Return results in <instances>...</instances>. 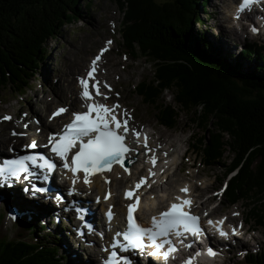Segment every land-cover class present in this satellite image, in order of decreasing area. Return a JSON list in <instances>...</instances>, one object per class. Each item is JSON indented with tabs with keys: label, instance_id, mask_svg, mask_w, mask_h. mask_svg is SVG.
<instances>
[{
	"label": "trees",
	"instance_id": "trees-1",
	"mask_svg": "<svg viewBox=\"0 0 264 264\" xmlns=\"http://www.w3.org/2000/svg\"><path fill=\"white\" fill-rule=\"evenodd\" d=\"M81 1L0 0V87L18 94L28 90L47 41L80 19ZM200 1L115 0L122 14L121 46L152 66V79L134 92L156 108L157 123L172 127L180 112L191 115L203 136L190 146L205 168L221 165L229 154L223 176L235 174L223 202L245 204V221L261 227L264 236V45L249 44L235 57L222 58L203 33H194L206 5L202 0L199 7ZM165 91L173 93V105L163 101ZM35 230L40 236L34 241L2 240L0 264H63L58 240L51 236L48 242ZM244 264H264V248L247 255Z\"/></svg>",
	"mask_w": 264,
	"mask_h": 264
},
{
	"label": "rangeland",
	"instance_id": "rangeland-1",
	"mask_svg": "<svg viewBox=\"0 0 264 264\" xmlns=\"http://www.w3.org/2000/svg\"><path fill=\"white\" fill-rule=\"evenodd\" d=\"M201 1L198 4L199 7L202 6ZM237 1L238 0H205V9L200 7L198 11L199 17L194 22V33H203L206 39L217 49L220 56L226 59L229 55L235 57L241 49L249 44L256 43L264 45V31L262 28L259 30L256 22L253 20L251 21L252 26L258 30V34H254L246 28L236 30L232 25L229 27L228 21L231 20L233 7H235ZM78 15L80 19L65 25L55 37L47 41L45 57L37 73L31 78L28 90L18 94L13 93L8 87H0V116H4L5 114H11L13 116V120L9 122V124L0 126V136H10V130L15 128L18 124L19 120L17 119H22L25 117V114L28 116L25 118L26 122L31 124L32 119L34 120L37 117L40 118L41 115L46 116V113L55 105H64L65 103H63V101L54 103L44 112H41V105L39 102L46 98L49 100L53 98L57 86L65 90V96H69L67 89L68 83L70 81L74 83L77 73L82 75L85 70H81V72H72L66 63H70L71 61L74 62L81 57L90 62L91 58L102 48H109L110 52L106 53L101 61L105 65V67L102 65L101 74L104 82L113 90L112 95L114 102H117L123 108V111L127 112L128 115L132 117L130 120L132 127L138 130L143 128L153 134L152 144H155L154 146L160 145L164 150L166 149V152H168V143L171 142V144L175 146L172 152L169 151L175 163H168V166H170L169 171H174L173 175L170 173V177L166 183L163 179L158 181H160L164 187H166L167 184H172V192H176L179 186L187 183L193 188V195L197 202L196 205L198 207L200 206V209H204L201 204L209 199L208 201L213 202L205 207V209L207 211L212 210L213 217L218 218L224 216L237 225L242 224L248 211L245 204L238 202L232 206H226L223 202V193H220L222 191L221 186L223 182L228 181V178L226 179L223 176L225 167H221V165L224 164V161L228 162L229 154H224L223 160L220 163L221 165L205 168L201 163L200 156H197L190 146L194 139L203 136V134L197 130L196 126L191 123L190 119L192 116L180 112L179 119L175 122V126L162 127L156 121V108L153 105H145L136 92H134V86L138 85L143 80L148 81L152 79V66L139 55L132 58L126 53V50L122 49L120 32L118 29V27L122 25V14L115 0L81 1L78 7ZM249 15L251 16V12H248V17ZM244 16L247 17V13H245ZM247 25L250 26L248 23ZM233 30L236 31V34H234ZM107 41H111V43L107 44ZM231 61H233V59H231ZM252 62V60L248 62L249 67L253 64ZM82 69H84V67H82ZM172 94L171 91L162 93L163 101L168 105H173ZM34 128L35 126L32 127V132H34ZM168 137L170 139H167ZM205 138H207L206 135ZM184 152H186V154L182 156ZM8 193L9 192H0V198L5 196L4 201L10 202V197L7 196ZM215 194L218 195L214 197ZM12 195L11 198L14 202L11 208H13L14 205L17 211H19V209L21 210L19 212L21 213L19 214L20 218L16 220V218L12 216L14 218L12 219L8 214L10 211L9 206H7L5 202H0L2 203L0 204V242L4 239L34 241L35 238H39L40 236L35 230L36 227V229L39 228L40 234L47 236L48 242H52V239L49 238L51 236L58 240L59 254L63 256V264H97L87 250L81 248L85 246V244L80 242V240L74 243L73 248L67 244L70 240L66 237L65 231L61 229L64 228L61 218L59 221H56L60 212L58 213L56 209H54L52 213L45 211V219L49 220L50 217L55 218V225L49 226L48 228L55 233L52 231L48 232L45 230L44 226L40 225L42 222H38L33 215V213H36L33 207H37V205L28 200L31 196L25 194V192H23L22 195H16V193L12 192ZM212 197L214 198L213 200L210 199ZM23 208L27 210H23ZM233 213H239L241 215L234 219L236 215H233ZM41 219L44 221V217ZM245 223L246 230L251 227V230H255H249L247 232L244 230L242 231L243 234L246 233L242 235V241H250L249 244L245 245L249 247L244 246L245 248L239 251L232 250V252L227 255L226 261L213 264H244V253L238 255L236 254L237 252L247 251L250 254H255V252L264 248L262 228L255 227L253 222ZM71 233L73 235V232ZM75 239H85L86 243H90L85 236L81 238L75 235ZM239 240L240 239L237 240L238 243ZM78 243L81 247L77 246Z\"/></svg>",
	"mask_w": 264,
	"mask_h": 264
},
{
	"label": "snow or ice",
	"instance_id": "snow-or-ice-1",
	"mask_svg": "<svg viewBox=\"0 0 264 264\" xmlns=\"http://www.w3.org/2000/svg\"><path fill=\"white\" fill-rule=\"evenodd\" d=\"M255 2L256 0H241L233 18L239 19V14ZM250 30L254 34L258 31L255 27ZM106 43L110 44L111 41ZM106 50V48H102L100 53L91 61L92 67L89 68L85 77L77 78L80 88L79 98L82 101L80 107L86 110L74 111L69 123L64 124L58 132L50 133L48 136V150L53 159L49 160L41 157V163L39 164H37L36 157L28 155H21L14 159H4L0 164V187L5 184L11 186L10 181L20 179L22 174L23 178L27 179L28 165L52 173L57 167L54 161L58 159L61 162L60 167L66 173L71 174L69 177L71 186L68 187L67 194L72 196L76 194L75 185L80 181L81 176L83 184L88 186L91 183V177L98 173L111 171L113 165H119L126 174L129 173V169L125 165L126 163H132L129 157L139 154V147L143 148L145 156L151 154V164L155 167L157 163L156 149L149 146L146 134L143 136L144 142L141 145L140 136L143 130L129 126L132 117L127 112L120 110L119 104L108 105L94 98L102 95L99 88L101 82L94 78V72L96 71L97 62ZM103 87L107 88L109 92L111 91L108 84L104 83ZM103 99L106 101L108 99L107 95H103ZM66 111H68L66 107L57 108L49 116V119L51 120ZM11 119L13 117L7 114L0 117V121ZM24 134L22 132L17 133L15 130L10 133L12 136H22ZM129 136H131L137 147H132L127 142ZM38 146L36 141L24 145L25 148L29 149ZM158 147L159 145H157ZM9 151L11 152L13 149L9 148ZM153 175L155 173L150 169L148 177ZM146 179V177H140L134 187L124 191V198L131 201L126 205V227L123 232H117L111 239L109 248L105 250L107 251V257L104 264H132L130 257L123 254L134 253V250L143 253L145 248L150 249L149 256L155 257L161 261V264H168L169 259L174 258L173 254L177 251L175 243L171 239L172 236L178 238L176 243H183L179 238L192 236L198 240L205 234L200 226V218L190 212L192 201L187 198L181 199L179 196L175 198L179 201L178 203H171L166 211H161L158 216L151 217L150 226H141L137 222L134 213L137 211L141 199L138 190H142V186L151 187L150 184L146 185ZM104 182L109 183L107 179ZM39 191L43 192L45 189L40 188ZM180 192L187 195V186L181 188ZM109 196L110 193L106 192L103 197L104 200H108ZM97 202H99V197ZM204 215L207 216V212ZM233 215H237V213H233ZM106 216L111 219V206H109ZM207 224L213 226L220 236L227 238L228 233L221 228L223 219L215 224L212 220H208ZM236 227L241 226L237 225ZM236 234V228H233L232 235ZM183 246L185 248L191 247L190 244H183ZM206 254L209 257L217 255L211 247L206 249ZM196 255H199V253ZM193 259L194 257H190L184 261V264H192Z\"/></svg>",
	"mask_w": 264,
	"mask_h": 264
},
{
	"label": "bare ground",
	"instance_id": "bare-ground-1",
	"mask_svg": "<svg viewBox=\"0 0 264 264\" xmlns=\"http://www.w3.org/2000/svg\"><path fill=\"white\" fill-rule=\"evenodd\" d=\"M261 3H263V1L262 0H258V2L256 3V5L258 6ZM229 18H230V16H229ZM258 28H259V30H260V28H262L263 31H264V12L262 13L261 18H260V21L258 22ZM233 32H234V34H236V31L235 30H233ZM86 61L87 60H84L81 57L80 59L75 60L74 62L71 61L70 63H66V64H67V66L69 67V69L72 72H74V71L81 72V70H85L90 65V63L88 61L87 62ZM83 65H85V66H83ZM102 65H103V67H105L104 63H101V72H102ZM82 67H84V69H82ZM63 75H65V74H63ZM63 75H62V77H63ZM79 76H80V74L77 73V75H76V77L74 79V83L72 81H70L68 83L67 89H68V92H69V96H65L64 95V91L65 90L63 88L57 86L56 89H55V94H54V97L53 98H51L50 100L48 98H46V99H44V100H42V101L39 102L40 105H41L40 111L41 112H44L52 104H54V103H60L62 101H63V103H65L64 104L65 106H70L72 103L79 104L80 103V99H79V96H78V87H77V84H76V78L79 77ZM108 78H109V76H108ZM113 84H115V83H113ZM42 103H43V106H42ZM58 105H61V104H58ZM71 110H72V108H71ZM25 118H26V116L24 117V121L26 122ZM44 119H45V116L41 115V117L39 118V120H40V124L39 125L40 126H43V128L45 129V131H47V132H45L46 134L47 133L50 134L51 132H49L47 130L48 127H52V128L56 127L58 125L59 121L56 120V121H53L52 123H46V122H44ZM26 125H27L26 129H29L30 126H31V124L30 123H27V122H26ZM33 138H37V139H41V140L43 139V137H39V136H35V135H33ZM167 139H170V138L168 137ZM131 140L133 141L132 138H131ZM3 142L6 143V144H12L13 143V139L10 138V137H8V136L1 135L0 136V147L3 145ZM154 145L151 144V147H156L157 148V146H154ZM168 145H169V147L167 149L168 152L165 151L166 149L165 150L158 149V148H157L158 150L156 149L157 161L159 160V164L162 161L165 162L167 160L170 161L173 164L175 163V160H174L172 154H169L170 153L169 151L172 152V149H174L175 146H173L171 144V142L168 143ZM149 146H150V144H149ZM132 147H137V145L135 144L134 141L132 142ZM138 153L139 154H135V155H132L131 156V157H134L135 156L136 159L138 160L137 163H134L131 166V170L133 172V175L134 174L135 175H138L140 173V171L138 169L141 166H145L149 170L151 169L155 173V175H153V179L154 180H157V182H159L158 179H157V174H156V169H155L156 168V165H155V167H153L152 164H151V160H150V156L151 155L148 156L146 160H144L146 156L143 154V148L142 147H139L138 148ZM165 153H166V155H164ZM163 168H164V166L161 169H163ZM118 174H121V173L119 171H114L113 173L107 175V177L112 178V182L110 184V188H111L110 200L107 203H105L103 201H100V205H101L100 209L101 210H104L105 206L110 205V203L115 204L114 212L116 214V218H119L121 212L124 213V204H125V202L122 199V190H118V186H119L118 184L120 183V181H118V177H119ZM38 177L39 176L35 175L32 178L27 179L25 185L27 186L33 179L38 178ZM105 179L106 178L103 177V175L98 176V177H96V178L93 179V182H94V185H95V191L101 197H102V193H103L105 187L107 186L106 183L104 182ZM171 186H172V184H167L166 187H164L163 185L162 186H159V187H163V189L161 191L162 193L160 195H156V194L154 195V193H152L151 195H149L147 197L148 201L146 202V204H144V207H143L142 211L140 212V214H141L142 217H144V215L146 213L149 216H151V215H153L155 213H158L160 210L163 209V205H164V203L166 201L167 202H170L172 200V194H171L172 188H171ZM185 186H188L191 191L193 190V188L191 186H189L187 183H184L182 186H179L178 189H181L182 187H185ZM5 188L8 189V190H10L11 187H5ZM0 192H8V191L4 190V191H0ZM24 192H25V194H27V195H29L31 197H49L50 199H52V197L50 195H40V194L31 192L28 188H26ZM78 196H79V199H80L81 194H79ZM191 198L193 200H195L194 199L195 198L194 195L193 196L191 195ZM4 199H5V196H2V198H0V202H5V203L8 204V202L4 201ZM11 206H12V204H11ZM23 210H27V209L23 208ZM20 211L21 210L19 209V211L17 213V216L15 217L16 219L20 218V216H19V214H21V213H19ZM68 213H70L73 216V218H74L73 229L74 230L75 229L76 230H79L81 232V235L76 234L77 236H80L81 238H83L84 236H86L88 234H93L94 233V231L88 230V229H86V228H84V227L81 226V221L79 220V216H80L79 213L75 212L73 209H69L68 210ZM59 216H57L56 221H59L60 220V217ZM93 219H94L97 227L99 228L100 227V224H99V222L97 220L98 219L97 213H94ZM251 228H249L248 231L251 230ZM244 234H246V233H244ZM244 234H242V235H244ZM242 239H243V237L240 238L239 244H237V245L232 244V245L220 246V247H217L216 245H211L210 247L217 254L222 255V261H226L227 255L232 252L233 248H236V251H239L242 248L249 247L248 245L247 246H245V245L246 244H249L250 241L249 242L248 241L245 242V241H242ZM88 240L90 242V245H85V246H82L81 248L82 249H86L87 252L90 254V256L93 258V260L95 261V263H97V261H99L100 258H102V250H101L102 248H101L100 245L96 244L93 239H91V240L88 239ZM91 244H93V245H91ZM108 244H109V241L106 240L105 241V245H108ZM105 253H107V251H105ZM92 264H94V263H92ZM153 264H158V263L155 261V263L153 262Z\"/></svg>",
	"mask_w": 264,
	"mask_h": 264
},
{
	"label": "water",
	"instance_id": "water-1",
	"mask_svg": "<svg viewBox=\"0 0 264 264\" xmlns=\"http://www.w3.org/2000/svg\"><path fill=\"white\" fill-rule=\"evenodd\" d=\"M129 165V164H128Z\"/></svg>",
	"mask_w": 264,
	"mask_h": 264
}]
</instances>
